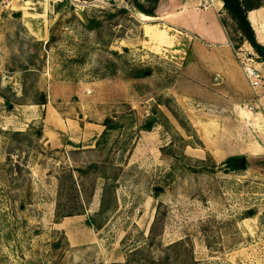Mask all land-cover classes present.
<instances>
[{
	"label": "rangeland",
	"instance_id": "obj_1",
	"mask_svg": "<svg viewBox=\"0 0 264 264\" xmlns=\"http://www.w3.org/2000/svg\"><path fill=\"white\" fill-rule=\"evenodd\" d=\"M153 5L0 0V264H264V79L186 96L190 43Z\"/></svg>",
	"mask_w": 264,
	"mask_h": 264
},
{
	"label": "crops",
	"instance_id": "obj_2",
	"mask_svg": "<svg viewBox=\"0 0 264 264\" xmlns=\"http://www.w3.org/2000/svg\"><path fill=\"white\" fill-rule=\"evenodd\" d=\"M224 4L223 0H159L154 15H148L153 17L151 20L141 17L145 23L154 24L159 29L168 28L164 29L167 34L176 31L180 39L189 41L192 57L182 78V84L183 81L189 82L188 90L193 91V94H186L188 97L197 98L209 91L215 96L234 97L238 94L239 83L245 81L243 68L222 24V16H229ZM248 19L258 41L264 45V6L249 11ZM73 218H65L61 226H67L68 220H75ZM72 232L74 234L68 232L72 244L79 245L84 240L93 242L91 236L86 239L84 235L80 236L76 228Z\"/></svg>",
	"mask_w": 264,
	"mask_h": 264
},
{
	"label": "trees",
	"instance_id": "obj_3",
	"mask_svg": "<svg viewBox=\"0 0 264 264\" xmlns=\"http://www.w3.org/2000/svg\"><path fill=\"white\" fill-rule=\"evenodd\" d=\"M223 1L225 3L224 4L225 11L229 15V18L235 23L234 29L236 31V34H237L236 38L239 41V44L233 45L234 49L237 50L241 46V44L248 42L254 48L255 52L259 55V57L264 60V45L258 41L255 30L250 20L248 19L249 11H252L254 9H258L264 6V2H262L261 0H223ZM148 2L149 3L151 2L152 4H154L153 8H151L150 10H146L144 12L146 13L147 16L154 15L156 5L158 4L159 0H148ZM136 5H138V3H136ZM222 24L226 28L231 42L233 40H236L232 37L230 31L228 30L226 22L222 21ZM153 123H154L153 120L148 121L144 129L151 130L153 128ZM107 133H108V130L104 132L103 136L107 135ZM240 161H245L244 157L231 156L224 162V165L232 169H236L238 168L236 163ZM79 172L84 173L85 170L79 169ZM77 195L80 198H83V194L81 193V191H78ZM60 210L61 209H59V206H58V214H57L58 218L85 214L84 208L76 210V211H62L63 212L62 214L60 213ZM92 226H93V223H92Z\"/></svg>",
	"mask_w": 264,
	"mask_h": 264
},
{
	"label": "built area",
	"instance_id": "obj_4",
	"mask_svg": "<svg viewBox=\"0 0 264 264\" xmlns=\"http://www.w3.org/2000/svg\"><path fill=\"white\" fill-rule=\"evenodd\" d=\"M249 62H251L250 59L243 60L244 73L247 79L250 81L252 87L256 89L261 86L264 79V73L261 69ZM251 109L254 110L255 107H252Z\"/></svg>",
	"mask_w": 264,
	"mask_h": 264
},
{
	"label": "bare ground",
	"instance_id": "obj_5",
	"mask_svg": "<svg viewBox=\"0 0 264 264\" xmlns=\"http://www.w3.org/2000/svg\"><path fill=\"white\" fill-rule=\"evenodd\" d=\"M174 12V11H173ZM171 14V13H170ZM142 17L145 19V20H151L153 17H150V16H147V15H142ZM147 32L149 34V37L152 39V40H156V42L159 44L158 40L164 42V41H167V37H166V34L164 31H159V32H156L153 30V28L151 27H148L147 29Z\"/></svg>",
	"mask_w": 264,
	"mask_h": 264
}]
</instances>
